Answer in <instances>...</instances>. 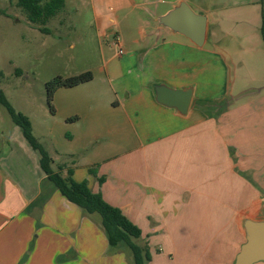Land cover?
<instances>
[{
    "label": "crops",
    "instance_id": "obj_1",
    "mask_svg": "<svg viewBox=\"0 0 264 264\" xmlns=\"http://www.w3.org/2000/svg\"><path fill=\"white\" fill-rule=\"evenodd\" d=\"M65 2L57 24L74 16L108 44L92 81L59 89L54 113L26 115L53 167L141 229L149 264H235L245 221H264L262 0ZM181 3L207 20L202 47L159 22ZM119 34L132 39L123 56ZM158 85L191 89L188 112L158 103ZM2 137L0 264H134L98 214L57 190L18 126Z\"/></svg>",
    "mask_w": 264,
    "mask_h": 264
},
{
    "label": "rangeland",
    "instance_id": "obj_2",
    "mask_svg": "<svg viewBox=\"0 0 264 264\" xmlns=\"http://www.w3.org/2000/svg\"><path fill=\"white\" fill-rule=\"evenodd\" d=\"M68 1L70 3L76 0ZM16 3L17 0H0V72L4 74V78L0 80V90L4 91L17 112L42 117L41 115L50 113L46 84L59 77L75 76L101 66L103 57L100 45L108 42L99 41L88 25L73 18L74 16L70 20L69 15L64 14L60 15L65 23L59 25L56 23L57 18L51 19L45 27L52 32L45 34L37 27L44 26L32 24ZM119 35L127 52L132 39ZM16 69L23 71L21 77L15 75ZM258 75L260 72L256 73V77ZM253 84L255 83L251 82ZM232 89L230 87L228 91ZM13 125L15 124L6 108L0 104V131L7 134ZM34 128L39 135L45 131L37 119H34ZM2 143L3 137L0 139V144ZM127 252L128 259H132L131 252Z\"/></svg>",
    "mask_w": 264,
    "mask_h": 264
},
{
    "label": "trees",
    "instance_id": "obj_3",
    "mask_svg": "<svg viewBox=\"0 0 264 264\" xmlns=\"http://www.w3.org/2000/svg\"><path fill=\"white\" fill-rule=\"evenodd\" d=\"M17 7L21 8L27 15L28 20L35 25H42L40 30L45 34H51L45 25L54 18L65 7V0H17ZM263 20L261 36L264 42V0ZM15 75L21 77L23 71L16 69ZM4 74L0 72V80ZM94 78L93 72L88 71L75 76L56 78L46 84L47 104L51 113L55 112L54 96L61 88H74L88 83ZM0 104L9 113L12 122L18 126L27 143L41 155V167L48 179L59 190V192L71 203L80 207L89 214H98L101 217L105 229L109 247L111 249L129 250L133 257L134 264H149L152 255L148 243L140 244L142 239L141 229L133 224L123 212L108 204L100 193H94L86 182L77 183L72 179V172L69 169L68 177H63L64 165L53 167L54 160L45 146L35 137L30 118L17 112L9 103L3 90H0ZM75 120V118L70 119ZM101 183H103L101 181Z\"/></svg>",
    "mask_w": 264,
    "mask_h": 264
},
{
    "label": "water",
    "instance_id": "obj_4",
    "mask_svg": "<svg viewBox=\"0 0 264 264\" xmlns=\"http://www.w3.org/2000/svg\"><path fill=\"white\" fill-rule=\"evenodd\" d=\"M160 24L190 39L198 47L206 41L207 20L196 14L186 3L160 19ZM157 102L186 114L190 108L192 90H172L164 85L155 87ZM246 242L236 257L235 264H256L264 262V221L248 219L244 223Z\"/></svg>",
    "mask_w": 264,
    "mask_h": 264
},
{
    "label": "built area",
    "instance_id": "obj_5",
    "mask_svg": "<svg viewBox=\"0 0 264 264\" xmlns=\"http://www.w3.org/2000/svg\"><path fill=\"white\" fill-rule=\"evenodd\" d=\"M113 45L117 49V53L119 56H123L125 54L124 48L122 47V44H121V41L118 35L115 36L113 40Z\"/></svg>",
    "mask_w": 264,
    "mask_h": 264
}]
</instances>
